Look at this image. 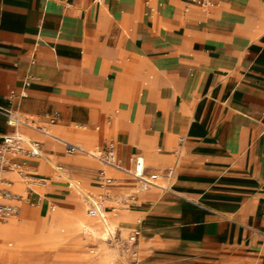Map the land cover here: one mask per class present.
Listing matches in <instances>:
<instances>
[{"label":"crops","instance_id":"obj_1","mask_svg":"<svg viewBox=\"0 0 264 264\" xmlns=\"http://www.w3.org/2000/svg\"><path fill=\"white\" fill-rule=\"evenodd\" d=\"M204 1L0 0V107L26 120L9 125L0 110V144L19 131L42 146L12 157L35 181L25 195L4 174L19 210L37 221L71 202L54 178L64 166L100 190L113 184L99 171L115 181V170L138 186L125 214L135 264H264V0ZM65 142L113 144L119 165L98 169ZM138 157L146 175L173 178L144 188ZM101 206L108 219L115 207Z\"/></svg>","mask_w":264,"mask_h":264},{"label":"rangeland","instance_id":"obj_2","mask_svg":"<svg viewBox=\"0 0 264 264\" xmlns=\"http://www.w3.org/2000/svg\"><path fill=\"white\" fill-rule=\"evenodd\" d=\"M111 137L108 138V140ZM101 148H98V151ZM89 159L95 161L98 164V169L103 167L100 164L98 158L87 156ZM56 164V162H54ZM147 164H153L147 162ZM64 174H60L56 170L54 178L65 183L67 187V199L72 198L71 202L57 203L52 205L49 216L58 217V223L55 227L44 226L40 228L41 235L35 232V225L29 224L28 226H19L10 229L4 235H0V264H135L136 250L135 243L131 237L137 230L134 226H130L126 231L121 229L116 234L117 242L119 245V252L111 256H98L96 252H93L98 245L95 236H85L82 231H78V227L82 226V222L90 223L94 225L99 222L96 217L91 216L88 213V203L84 195L78 190L76 185H81L85 193L93 195L104 194V204L107 206L115 207L119 213H128L130 203L133 202L131 198H126L127 195H133L137 189V185L132 186L125 183H120L123 178H130L131 176L126 173L116 174L115 170H110L115 176L112 187L106 190L95 189L85 184L84 181L72 174L67 167L64 166ZM133 175H134V170ZM67 172V173H66ZM14 177H18L22 183V190L17 193L25 195L26 179L21 178L17 173H13ZM66 175V176H65ZM72 187L69 188V184ZM67 184V185H66ZM108 194L110 200L105 199V195ZM24 199L21 203H25ZM111 208H107L110 213ZM26 214L36 220L37 214L34 212L24 213L22 207L20 211L6 220H0V225H7L12 220H19L20 217L26 216ZM20 216V217H19ZM44 218V219H45ZM58 239L59 241H55ZM50 240V241H49ZM111 242V248H115V245ZM6 252L10 254L7 259L5 257ZM135 253V254H134ZM92 256V259L90 258Z\"/></svg>","mask_w":264,"mask_h":264},{"label":"built area","instance_id":"obj_3","mask_svg":"<svg viewBox=\"0 0 264 264\" xmlns=\"http://www.w3.org/2000/svg\"><path fill=\"white\" fill-rule=\"evenodd\" d=\"M203 4H209V0L204 1ZM0 110L7 116V123L9 125L16 126L19 123H26L25 119L15 115L12 111L2 107H0ZM65 148L68 153L83 151L81 147L68 142H65ZM13 156H24L30 158L40 157L42 156V146L40 142L30 140L19 131H15L4 136L3 143L0 144V220H6L16 215L20 211L16 202L22 201V196L15 194L11 190V183L4 177V174L10 172L17 173L23 179H26L28 188H33L35 182L28 178V175L30 174L27 172L25 164L20 160L12 158ZM93 156L98 158L105 165L118 166L117 154L113 144H110L105 149H100L97 155L93 154ZM135 168L136 173L134 176L140 181L144 188L153 186L160 187L158 181L161 177H166L171 180L175 173L174 168H169L163 174L156 172L151 175H146L143 162H141V158L139 157L135 159ZM113 182L114 179L107 173L106 170L102 169L99 171V185L102 188L112 185ZM87 199L90 203L89 214L93 217H104V215L101 216L103 197H94L90 195ZM138 235L139 232H135L133 237H131L133 243L137 242ZM114 239H117L116 235L114 236Z\"/></svg>","mask_w":264,"mask_h":264},{"label":"bare ground","instance_id":"obj_4","mask_svg":"<svg viewBox=\"0 0 264 264\" xmlns=\"http://www.w3.org/2000/svg\"><path fill=\"white\" fill-rule=\"evenodd\" d=\"M98 5V4H97ZM189 17V16H188ZM133 21V20H132ZM133 31V29H132ZM132 33V32H131ZM141 35V34H140ZM41 36V35H40ZM132 37V36H131ZM139 42V40L137 41ZM171 45V44H170ZM173 47V46H172ZM155 48V47H154ZM153 48V49H154ZM171 48V47H170ZM166 49V48H165ZM147 51V50H146ZM167 51V50H166ZM53 52V51H52ZM51 52V53H52ZM84 52V51H83ZM154 52V50H153ZM45 53V51H44ZM50 53V52H49ZM151 53V52H150ZM162 54V53H161ZM165 54V53H164ZM118 55V54H117ZM116 55V56H117ZM42 56V55H41ZM56 56V55H55ZM190 56V55H189ZM54 57V56H53ZM193 57V56H192ZM191 57V58H192ZM194 58V57H193ZM196 59V58H195ZM203 60V59H200ZM205 60V59H204ZM55 61V60H54ZM198 61V60H197ZM207 61V60H206ZM36 62V61H35ZM62 63V62H61ZM183 63V62H182ZM203 63V62H202ZM70 65V64H69ZM213 65V64H212ZM68 66V65H67ZM181 67V66H180ZM56 68V67H55ZM153 68V67H152ZM43 69V67H42ZM41 69V70H42ZM160 71V70H158ZM54 72V71H53ZM115 72V71H114ZM74 73V72H73ZM119 73V72H118ZM155 73V72H154ZM191 73V72H190ZM40 74V73H39ZM121 75V74H120ZM153 75V74H152ZM57 76V75H56ZM133 76V75H132ZM120 77V76H119ZM134 78V77H133ZM120 79V78H119ZM158 79V77H157ZM55 80V79H54ZM155 81V80H154ZM157 81V80H156ZM63 82V81H62ZM151 82V80H150ZM65 83V82H64ZM152 83V82H151ZM204 83V82H203ZM49 84V83H48ZM68 84V83H67ZM117 84V82L115 83ZM145 85V84H144ZM150 85V84H149ZM156 86V85H155ZM65 87V86H64ZM143 88V87H142ZM157 88V87H156ZM109 89V88H108ZM149 89V88H148ZM203 90V89H202ZM118 91V90H117ZM143 91V90H141ZM26 92V91H25ZM148 92V91H147ZM90 93V92H89ZM134 93V92H133ZM143 93V92H142ZM56 94V93H55ZM82 94V93H81ZM194 94V93H193ZM49 95V94H48ZM54 95V94H53ZM132 95V94H131ZM147 95V94H146ZM211 95V94H210ZM99 96V95H98ZM194 96V95H193ZM47 97V96H46ZM71 97V96H70ZM97 97V96H96ZM131 97V96H130ZM142 97V95H141ZM147 96H144V98H146ZM149 97V96H148ZM213 97V96H212ZM61 98V97H60ZM103 98V97H102ZM71 99V98H70ZM105 99V98H104ZM155 99V98H154ZM157 99V98H156ZM155 99V100H156ZM201 99V98H200ZM199 99V100H200ZM66 100V99H65ZM69 100V98H68ZM92 101V100H91ZM105 101V100H104ZM133 101V100H132ZM85 102V101H84ZM88 102V101H86ZM102 102V101H101ZM106 103V102H104ZM130 103V102H129ZM69 104V103H68ZM100 104V103H99ZM144 104V103H143ZM156 104V103H155ZM154 104V105H155ZM66 105V104H65ZM75 105V104H74ZM97 105V104H96ZM113 105V104H112ZM115 105V104H114ZM104 106V104H103ZM99 107V106H98ZM105 107V106H104ZM86 108V107H85ZM103 108V107H102ZM140 108V107H139ZM92 109V108H91ZM135 109V108H134ZM143 109V108H142ZM139 110V109H138ZM100 111V109H99ZM94 112V111H93ZM150 112V111H149ZM120 114V113H119ZM134 115V114H133ZM140 115V114H139ZM121 116V115H120ZM153 116V114H152ZM138 117V116H137ZM123 118V117H122ZM140 118V117H139ZM154 118V117H153ZM127 119V118H126ZM137 119V118H136ZM121 120V119H120ZM138 120V119H137ZM139 121V120H138ZM152 121V120H151ZM137 122V121H136ZM155 122V121H154ZM216 122V121H215ZM141 123V122H140ZM151 124V123H150ZM136 125V124H135ZM59 126V125H58ZM56 127V126H55ZM60 127V126H59ZM66 128V127H65ZM131 128V127H130ZM104 129V128H103ZM148 129V128H147ZM61 130V129H60ZM129 130V128H128ZM57 131V130H56ZM64 131V130H63ZM118 131V130H117ZM210 131V130H209ZM62 132V130H61ZM122 132V131H121ZM134 132V131H133ZM81 133V132H80ZM119 134V133H118ZM121 134V133H120ZM126 134V133H125ZM144 134V133H143ZM147 134V133H146ZM136 135V134H135ZM56 136V135H55ZM71 136V135H70ZM50 137V136H49ZM135 138V137H134ZM139 138V136H138ZM71 139V138H70ZM137 140V139H136ZM53 142V141H52ZM144 142V141H143ZM131 143V142H130ZM83 150L85 151L86 154L92 155L96 154L97 155V150L98 148H88L86 145H80ZM93 147V146H92ZM94 157V156H93ZM55 158V157H54ZM157 159V158H156ZM176 159V158H175ZM60 161V160H59ZM62 162V161H60ZM141 162H143V166L145 167L146 162L143 158H141ZM151 162V161H150ZM65 163V162H64ZM152 163V162H151ZM76 164V163H75ZM117 165H119V162H117ZM173 167V166H172ZM59 169V167H57ZM127 168V167H126ZM128 169V168H127ZM64 173V172H63ZM67 173V172H66ZM136 173V168L134 169V175ZM163 174V173H162ZM66 176V175H65ZM77 190L84 195V197H88L89 195L87 193H85L82 189L81 185H76ZM138 187V186H137ZM106 190V189H105ZM30 193V191H29ZM23 195V194H22ZM100 196H104V194H101ZM107 200H110L108 198V194L105 195L104 197ZM40 200V199H39ZM104 202V200H103ZM257 204V203H256ZM29 205V204H28ZM27 206V205H26ZM39 206V205H38ZM254 208V207H253ZM24 209V208H23ZM89 213V212H88ZM101 216H105L103 210L101 211ZM31 215V214H30ZM30 215L28 216L26 214V216L20 217L21 219L19 220H12L9 224L7 225H0V235H4L7 231H9L12 228L15 227H21V226H28L29 224H34L35 225V232L38 233L40 232V228L44 227V226H53L55 227L58 223L59 218L55 217V216H49L48 218H43V219H39L37 221H34L35 219H33L32 217H30ZM108 216V219H105L104 217H96L99 222L91 225L90 223L87 222H82V226L78 227V231L81 230L82 234H84L85 236H95L96 237V241L98 242V245L95 249H93V252H96L98 254V256H111L114 255L115 253H117V250L119 252V245L117 242V239H114V236L118 233V230H127L130 226H132L131 224H129V222H127L126 220V216L124 213H119L117 210H113L110 211V213L107 212L106 214ZM145 216V215H144ZM135 226V225H133ZM113 233V234H112ZM38 235H41L38 233ZM114 235V236H113ZM50 241V240H49ZM55 241H59L58 239H55ZM115 245V248H111V242ZM141 249V248H140ZM5 257L8 259L10 257V254L8 252H6ZM135 254V253H134ZM90 258L92 259V256H90ZM141 259V258H140ZM152 261V260H151ZM156 261V260H155ZM138 262V261H137Z\"/></svg>","mask_w":264,"mask_h":264}]
</instances>
